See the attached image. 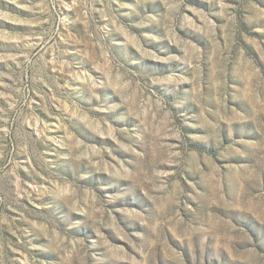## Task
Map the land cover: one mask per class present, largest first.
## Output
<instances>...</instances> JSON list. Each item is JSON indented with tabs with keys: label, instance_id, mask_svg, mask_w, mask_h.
Masks as SVG:
<instances>
[{
	"label": "rangeland",
	"instance_id": "rangeland-1",
	"mask_svg": "<svg viewBox=\"0 0 264 264\" xmlns=\"http://www.w3.org/2000/svg\"><path fill=\"white\" fill-rule=\"evenodd\" d=\"M0 264H264V0H0Z\"/></svg>",
	"mask_w": 264,
	"mask_h": 264
}]
</instances>
